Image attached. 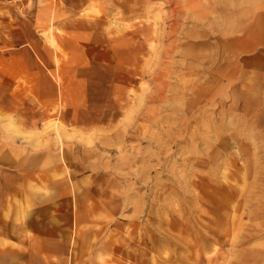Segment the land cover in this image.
I'll return each mask as SVG.
<instances>
[{"label": "rangeland", "instance_id": "1", "mask_svg": "<svg viewBox=\"0 0 264 264\" xmlns=\"http://www.w3.org/2000/svg\"><path fill=\"white\" fill-rule=\"evenodd\" d=\"M11 1L0 264H264V0Z\"/></svg>", "mask_w": 264, "mask_h": 264}, {"label": "crops", "instance_id": "2", "mask_svg": "<svg viewBox=\"0 0 264 264\" xmlns=\"http://www.w3.org/2000/svg\"><path fill=\"white\" fill-rule=\"evenodd\" d=\"M1 1V0H0ZM10 3L12 2L11 0H8ZM37 12V11H36ZM35 12V13H36ZM21 29H23L22 31H24V39L26 40V41H28L29 43H30V46L31 47H35V46H41V43H40V41L38 40V39H36V35L35 34H33L32 32H33V29H34V26L32 25V24H28V25H22V28ZM31 37H33V38H31ZM34 40H35V42H34ZM9 57V56H8ZM46 61V60H45ZM44 61V62H45ZM36 64H35V62H34V66H35ZM36 67H37V65H36ZM29 70V68L26 70V71H28ZM66 94H67V92H66Z\"/></svg>", "mask_w": 264, "mask_h": 264}]
</instances>
